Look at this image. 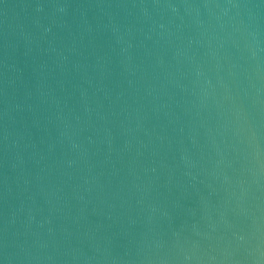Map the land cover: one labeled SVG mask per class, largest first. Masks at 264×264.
<instances>
[{
	"label": "water",
	"instance_id": "obj_1",
	"mask_svg": "<svg viewBox=\"0 0 264 264\" xmlns=\"http://www.w3.org/2000/svg\"><path fill=\"white\" fill-rule=\"evenodd\" d=\"M0 264H264V0H0Z\"/></svg>",
	"mask_w": 264,
	"mask_h": 264
}]
</instances>
